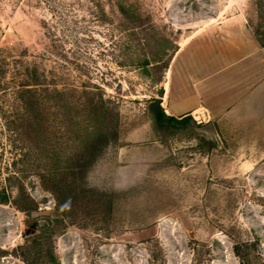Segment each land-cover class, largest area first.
I'll return each mask as SVG.
<instances>
[{
  "label": "rangeland",
  "instance_id": "374dc122",
  "mask_svg": "<svg viewBox=\"0 0 264 264\" xmlns=\"http://www.w3.org/2000/svg\"><path fill=\"white\" fill-rule=\"evenodd\" d=\"M240 23L264 54V0H0V264H264Z\"/></svg>",
  "mask_w": 264,
  "mask_h": 264
},
{
  "label": "crops",
  "instance_id": "0c3cea01",
  "mask_svg": "<svg viewBox=\"0 0 264 264\" xmlns=\"http://www.w3.org/2000/svg\"><path fill=\"white\" fill-rule=\"evenodd\" d=\"M228 24V23H227ZM231 30L232 32L229 34V36L226 34L227 42L231 43L229 45V51L219 52L218 56H224V55H233V59H239V57H242L243 63H241V69L244 68L252 73L253 76L257 77L256 79L259 81V79L264 80V54L262 50L260 49L259 45L256 43L255 38L250 33V31L245 28V26L240 23L236 28L233 27H227L225 31ZM239 32V33H238ZM240 35V37H239ZM241 39V41H239ZM234 41V43H233ZM238 41V42H237ZM196 59V55H194V60ZM250 75L251 78L253 76ZM191 76H189L190 79ZM194 78V76H193ZM253 81V80H252ZM251 81V82H252ZM255 82V81H253ZM192 85L191 81L189 80V85ZM184 85L183 78L178 79V91L175 92V102L170 106V109L172 111V114L175 116L184 115L186 113H203V115L206 114L208 109L205 107V98L207 96L199 91L196 90L197 87L194 86L192 88H188L187 91L180 90V87ZM228 93L225 92L223 94H214L211 96L210 101L208 99V102L212 105L213 108L218 107L219 112L221 110L220 106H223L224 103L228 100ZM208 95V94H207ZM241 100L240 108L248 105L247 103L253 101H259L262 100L264 102V85L261 87H257L255 91H251L250 93L243 94ZM213 110H211L212 113ZM223 111V110H222ZM208 114V112H207ZM213 114V113H212Z\"/></svg>",
  "mask_w": 264,
  "mask_h": 264
},
{
  "label": "trees",
  "instance_id": "16d2710c",
  "mask_svg": "<svg viewBox=\"0 0 264 264\" xmlns=\"http://www.w3.org/2000/svg\"><path fill=\"white\" fill-rule=\"evenodd\" d=\"M164 109H161L162 115H166V111H163ZM173 118V117H172Z\"/></svg>",
  "mask_w": 264,
  "mask_h": 264
}]
</instances>
